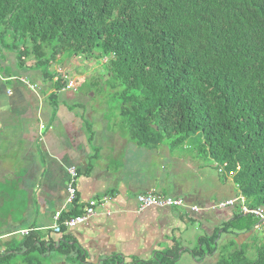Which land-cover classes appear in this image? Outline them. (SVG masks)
Segmentation results:
<instances>
[{"label": "trees", "instance_id": "16d2710c", "mask_svg": "<svg viewBox=\"0 0 264 264\" xmlns=\"http://www.w3.org/2000/svg\"><path fill=\"white\" fill-rule=\"evenodd\" d=\"M4 36L2 47L20 64L33 60L47 81L61 59L105 61V85L132 142L191 143L250 208L264 210V0H0ZM237 219H248L238 232L258 225ZM255 247L254 260L239 248L220 252L217 264H264V237Z\"/></svg>", "mask_w": 264, "mask_h": 264}, {"label": "crops", "instance_id": "0c3cea01", "mask_svg": "<svg viewBox=\"0 0 264 264\" xmlns=\"http://www.w3.org/2000/svg\"><path fill=\"white\" fill-rule=\"evenodd\" d=\"M5 48L0 49V264L17 259L33 264L34 253L45 258L52 251L79 264H156L165 255L179 260L188 251L186 234L199 230L204 235L199 244L207 243L233 227L237 208L212 207L240 197L239 189L191 143L174 150L137 146L119 112L112 110L113 123L107 119L111 111L98 101L103 93L82 92L88 78L81 88L75 84V90L59 93L57 77L45 80L33 60L20 64ZM101 63L61 59L51 70L59 78V72L71 75ZM22 79L39 90L31 91ZM70 167L79 174L78 195L63 219L95 203L96 216L57 236L50 228L66 202ZM147 193L180 199L184 207L139 212L137 198ZM29 229L34 230L29 236L19 234ZM254 234L261 236L254 229L237 234L234 243L243 248ZM58 243L68 249H55ZM212 249L203 259L217 264L218 242Z\"/></svg>", "mask_w": 264, "mask_h": 264}, {"label": "rangeland", "instance_id": "374dc122", "mask_svg": "<svg viewBox=\"0 0 264 264\" xmlns=\"http://www.w3.org/2000/svg\"><path fill=\"white\" fill-rule=\"evenodd\" d=\"M9 42V38L7 36H4L3 38L0 37V49L2 45H7ZM9 52H12L9 50ZM90 65V64H88ZM103 65V61L101 63ZM57 69V68H56ZM43 70V69H41ZM40 70V71H41ZM39 71V72H40ZM52 71V70H51ZM80 73H75V74H66V77L69 80H72L75 84L78 86H83L84 83V89L82 92H87V91H92V92H98V93H103L104 95H101L102 98L99 99L98 101L100 102V106H107L108 110L111 111V113L108 115L107 119L110 120L111 123H113V120L115 119V116L113 118L114 113H112V110H116L119 108V102L116 100V95H114L115 92H113L110 87L105 85L107 81V77H105V71L104 68L102 69V66H96L95 68L92 67H87L85 68H80ZM104 76V77H101ZM85 78H88L90 81H85ZM97 81V84H96ZM84 82V83H83ZM93 82V83H92ZM76 86V85H75ZM113 93V94H111ZM104 104V105H103ZM126 135L128 137V130L126 128ZM129 139V137H128ZM166 142V140L164 141ZM133 143V142H132ZM166 144V143H165ZM163 144V145H165ZM141 148V147H139ZM143 148V147H142ZM145 149V148H144ZM253 219V217H252ZM248 223V219H237L233 223V227L228 228V232L225 233L223 230V234L221 237V240L218 239L219 233L216 234L217 239L215 240V243L218 242V253L224 251L225 254H229L233 252V250H238L239 247L234 243L235 241V236L237 234L245 233L243 232H238L234 228L235 225H245ZM204 236L203 233L199 230H196L195 232L191 234H186L185 237L183 238V242L185 245L183 247L188 248V251L184 252L182 256L179 258L177 264H215V262H211L210 260H204L203 259V254L207 253L209 248H214L215 244H208L207 243H202V245L199 244V237ZM261 237V236H260ZM259 238V237H258ZM233 243V245H231ZM257 243V234H254L251 238L250 241L244 245V249H246V258L249 260H254L256 258V247L255 244ZM221 246H223L221 248ZM202 250V251H201ZM51 254V255H50ZM50 254H47L45 258H41V255L39 253H34V259H33V264H79L77 261L72 259L71 257H67V255L63 253H58L56 251H52ZM164 257H160L162 260ZM220 260V258L218 259ZM17 264H26L25 261L23 260H16ZM77 262V263H76Z\"/></svg>", "mask_w": 264, "mask_h": 264}, {"label": "built area", "instance_id": "2783aa9c", "mask_svg": "<svg viewBox=\"0 0 264 264\" xmlns=\"http://www.w3.org/2000/svg\"><path fill=\"white\" fill-rule=\"evenodd\" d=\"M105 62V61H103ZM61 76L57 77L56 81L60 82L61 87L58 89L59 93L67 92L71 90H75L76 86L72 80H69L66 77V74L59 72ZM22 82L29 87L31 91L39 90L37 85H33L27 79H22ZM67 183H66V202L64 208L61 211L56 212L53 218V225L50 228L54 235L60 236L63 234L64 230H72L77 226L83 225L96 216V203L92 204L90 207L83 209V213L81 215L65 218L63 219V214L74 207L77 201L78 195V180L79 174L78 171L74 167L67 168ZM106 200H103L99 205H103ZM138 210L139 212H143L147 209H173V208H181L184 207V202L180 199H172L163 197L161 195L155 193H147L138 196ZM98 205V203H97ZM237 208V213L243 216H252L258 220V225L256 226V230L261 233V236L264 237V210L261 208L252 209L246 203L244 197L240 196L238 198H234L231 200H227L224 202H219L215 206L212 207V210H223L226 208ZM191 210L195 213H199V209L197 207H192ZM34 230H24L19 232V234L25 238L29 236Z\"/></svg>", "mask_w": 264, "mask_h": 264}, {"label": "water", "instance_id": "95a60500", "mask_svg": "<svg viewBox=\"0 0 264 264\" xmlns=\"http://www.w3.org/2000/svg\"><path fill=\"white\" fill-rule=\"evenodd\" d=\"M155 129H156V127H155Z\"/></svg>", "mask_w": 264, "mask_h": 264}]
</instances>
